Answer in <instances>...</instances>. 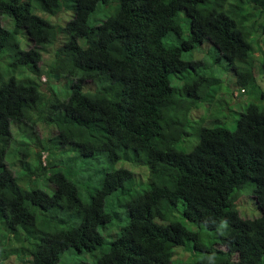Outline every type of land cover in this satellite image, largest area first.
I'll use <instances>...</instances> for the list:
<instances>
[{
  "label": "trees",
  "instance_id": "16d2710c",
  "mask_svg": "<svg viewBox=\"0 0 264 264\" xmlns=\"http://www.w3.org/2000/svg\"><path fill=\"white\" fill-rule=\"evenodd\" d=\"M32 2L71 17L55 24L35 14ZM98 5L109 13L89 25ZM6 13L13 25L3 27L0 19V56L11 58L0 70V264H11V256L16 264H59L69 248L102 246L99 227L120 219L105 209L116 190L125 223L94 263L76 264H264V76L254 73L256 58L264 72V0H0V16ZM20 35L29 41L25 49ZM61 35V49L42 70L41 49ZM203 43L232 70V96L251 98L233 130L205 124L203 109L223 90L213 62L182 58ZM67 53L74 56H61ZM23 71L31 77H16ZM43 72L71 81L66 99L41 88ZM87 82L94 91H84ZM189 117L196 143L190 151L168 149L190 134ZM37 122L48 137L34 143L49 155L105 154L109 162L146 165L148 187L136 190L131 170H102L99 186L80 199L61 170L69 159L42 166L40 151L12 143V125L20 134L25 127L35 133ZM18 155L34 162H23L15 174L9 165ZM37 173L52 182L51 193L19 184ZM254 204L258 213L251 217ZM176 248L189 258L175 262Z\"/></svg>",
  "mask_w": 264,
  "mask_h": 264
},
{
  "label": "rangeland",
  "instance_id": "374dc122",
  "mask_svg": "<svg viewBox=\"0 0 264 264\" xmlns=\"http://www.w3.org/2000/svg\"><path fill=\"white\" fill-rule=\"evenodd\" d=\"M101 5V4H99ZM97 6L95 12L90 15L88 18V24L89 25H97L100 23L109 13L107 11L108 8H104L103 11L99 10ZM32 8L33 12L42 18L52 22L56 21L57 17L59 16V13H57V16L52 15L50 13L41 11L38 6L37 2H32ZM111 12V11H110ZM61 16L59 17L58 21L61 22V25L64 24L65 21L69 20L71 17V13L68 11H61ZM184 20V19H183ZM181 20V24L184 25V21ZM2 23L5 27L11 28L12 27V21L10 17H3L2 18ZM259 35V32L253 34V38H257ZM187 36V31H184L183 27V32H182V37L185 38ZM170 40V39H169ZM60 41L62 39H59L55 44H50V46L46 47L42 51V61L40 63V66L42 67L43 70L46 69L47 65L52 61L54 51L56 48L61 44ZM173 42H177V39L170 40ZM19 43L22 48H26L27 44L29 41L24 38L22 35L19 36ZM264 42L261 39L260 45L263 47ZM206 44L204 43L201 46H197L193 51H183L182 53V58L184 59H199L202 60L204 63H211L213 62V73L217 77L221 78L222 81V93H220L219 97L216 99L215 98V104L211 105L209 108L205 106L203 109V112L206 114V122L205 124L208 126H214V125H222L225 126L226 128L233 130L236 125V119L238 118V113L245 107L246 103L251 101V98L247 94L239 93V90H235V93H239V97H233L232 96V91H233V86L232 83L234 81V75L233 72L230 68H227L226 66V61L222 58L219 57V61H216L218 58V52L216 49L212 46L209 45L208 47H205ZM257 52H261L260 50ZM4 56V58L2 57ZM11 60V58L7 55H1L0 56V70H5L7 68L8 62ZM261 59L256 58L255 64H254V70L256 72L255 76H264V72L261 69L260 66ZM212 68V67H211ZM3 75V74H2ZM16 77H31V73L28 71H23V72H16L15 73ZM44 78H46V81L44 82L41 78L40 81L43 82V84L49 85L55 93L61 98V99H66L68 92L71 90L70 89V83L71 81L69 79L65 80L61 78L59 80L55 78H48L46 74H44ZM50 81H55L51 82L50 84L48 83ZM58 83H63L58 85ZM180 83V81L177 79V85ZM261 86L264 90V85L261 83ZM46 87H44L45 89ZM92 89V86L90 87ZM219 102V103H218ZM262 108L264 110V101H261ZM190 119V126L187 128V132L190 133L188 136L185 137V143L184 147L182 145V141L177 145L178 149H182L185 151H190L192 149V146L196 143L197 138L191 134L193 132L192 126L195 125L194 122H192L191 117ZM18 126L15 125L14 127V134L16 137H18L19 132H18ZM45 127L44 124L38 122L35 125V129L37 131L41 132V128ZM25 135H28L26 132ZM24 136V135H23ZM22 137V136H21ZM23 138H16L17 140H25ZM191 144H193L191 146ZM12 146L10 145V149ZM58 154L52 155L51 156V161L57 156ZM64 158L69 161L67 162V165L62 168L61 170L68 175L70 179H72L75 182V185L77 187V192L79 194L80 199L86 200L87 198V190L88 188H96L99 186V179L102 173V170L105 171H112L114 169H120V168H125L129 169L132 172L136 174V169L137 170V175L136 177V185L135 188L136 190H144L148 187V167L146 165H135L131 162L125 161V160H118L116 162H109L105 156V154H100L95 156L94 158H84V157H79L77 156V153L75 151H69L63 155ZM22 164L20 162V156L18 155L17 157H13L12 165H11V170L14 172H17L21 169ZM143 167V168H142ZM147 171L145 175V169ZM145 175V176H144ZM28 178V177H25ZM24 178V179H25ZM31 178V177H30ZM143 178V180H141ZM20 181L19 184L24 187L25 189H28L30 187H37L43 190H46L48 193L52 192V188L49 186L48 182L45 180H35L31 182H25ZM249 187L253 188L254 183H249ZM121 199L120 195V190L114 191L111 195L107 196L106 198V203H105V209L107 211H114V212H119L120 219L118 217H114L112 219L111 223H108L106 228L99 227V231L104 235L105 238V243L96 248L93 251H78L75 250L74 248H69L65 251H63L60 254L59 257V264H76L77 262H87V263H94L96 258L104 251H106L108 247V242L113 240L118 234L120 227L125 223V217H126V209L124 206L118 205V201ZM251 206V205H249ZM252 211L251 217L256 216L258 213V210L256 209V205L254 204L252 207H250V212ZM77 222L76 220L70 221L69 223H75ZM186 225L188 227H191L188 222H186ZM21 233H27L23 230H21ZM1 243L5 245L7 243V238L6 241L1 240ZM189 252L184 250L183 248L180 249H174V255H173V260L177 262L178 259L181 260H187L189 258ZM7 261H9L11 264H16V260L14 256L6 258ZM7 263V262H6Z\"/></svg>",
  "mask_w": 264,
  "mask_h": 264
},
{
  "label": "clouds",
  "instance_id": "9594fccd",
  "mask_svg": "<svg viewBox=\"0 0 264 264\" xmlns=\"http://www.w3.org/2000/svg\"><path fill=\"white\" fill-rule=\"evenodd\" d=\"M69 12V11H68ZM59 13V16L57 17V19H56V21H52V22H54L55 24H59V25H61V22H59L58 21V19H59V17L61 16V11L60 12H58ZM71 13V12H70ZM57 16V14H55V17ZM3 17H10V19H11V16L9 15V14H2L1 16H0V19H1V23H2V18ZM11 21H12V19H11ZM66 22V21H65ZM64 22V23H65ZM2 25H3V23H2ZM12 25H13V22H12ZM63 25V24H62ZM3 27H5L4 25H3ZM7 28V27H6ZM63 37H65L64 36V34H63ZM63 37H62V35L58 38V40L59 39H62V41L64 40L63 39ZM57 40V41H58ZM62 41H60V43H62ZM56 42L54 41V42H52L51 44H55ZM205 45V44H204ZM48 46H50V44H46V46H45V48L44 49H46V47H48ZM44 49H41V54H42V51L44 50ZM61 49V47H57L56 48V50L59 52V50ZM56 50L54 51V55H55V52H56ZM54 55H53V59H54ZM66 55H71V56H74V54H71V53H67V54H64V55H61V56H66ZM60 56V57H61ZM53 59H52V61H53ZM51 61V62H52ZM41 63V62H40ZM48 66V65H47ZM40 68L42 69V67L40 66ZM47 68V67H46ZM43 70V69H42ZM46 70V69H45ZM256 72V71H255ZM44 72L40 75V77H39V81H40V78L45 82L46 81V78H44ZM59 75H62V76H60V77H50V78H55V79H57V80H59V79H61V78H63L64 79V82L63 83H65V76H64V74H59ZM4 75L2 76V78H1V81L2 80H4ZM20 78V77H19ZM49 78V79H50ZM41 82V81H40ZM51 82H55V81H50L49 80V84L51 83ZM56 83V82H55ZM63 83H60V84H63ZM57 84V83H56ZM59 83H58V85H60ZM92 86V89L90 88ZM44 87H46L45 89H44ZM87 90H84V91H88V92H92V91H94L95 90V86H93V85H91L90 83H88L87 82V84L84 86ZM41 88L42 89H44V90H46V92H49V89L51 88L49 85H46V84H43V82H41ZM52 89V88H51ZM53 90V89H52ZM55 94H57V93H55ZM67 97H68V95H67ZM38 123V122H37ZM37 123H35L34 125H33V131L35 132V133H30V130L29 129H26V127H25V130H23L22 131V133L20 134V131H19V129L20 128H18V132H19V135H18V137H14V141L12 142V143H18L19 145H20V142H22V144L24 145H29L30 146V148L32 149V148H35L37 151H40L41 152V156H40V159H41V164H42V166H46L47 165V161H51V156L52 155H49V152L48 151H45V150H41L38 146H36V144L34 143V141H35V137H38L39 139H44V138H46V137H48V136H46L45 134H44V129L43 128H41V132L40 131H37L36 129H35V125L37 124ZM41 123V122H40ZM43 124V123H42ZM14 127H15V125H12V127H11V130H12V133L14 134ZM26 132L28 133V135H25L26 134ZM57 132H58V130H57V127H53L52 128V133H53V135H55V134H57ZM24 135V136H23ZM22 136V137H21ZM23 137H27V138H24L25 140H17L16 138H23ZM186 137V136H185ZM181 141H178V142H170L168 145H167V148L168 149H171L172 147L174 148V149H176V150H182V149H178L177 148V145L180 143ZM11 143V144H12ZM184 143H185V139L183 140V143H182V145L184 146V147H186L185 145H184ZM10 144V145H11ZM24 145V149H25V146ZM61 147H62V145H60ZM21 147V146H20ZM60 147V148H61ZM22 148V147H21ZM183 151H185V150H183ZM65 153H67V151H64V150H62L60 153H59V151L56 153V154H58L51 162L52 163H59L60 164V162L63 160V155L65 154ZM55 155V154H54ZM32 155H29V156H27V157H25L24 155L23 156H21L20 157V162L21 163H23V162H34L33 160H32ZM122 160V159H121ZM69 161V160H68ZM68 161H64L63 163H62V166L63 167H65L66 165H67V162ZM11 165H12V163H10V165H9V168L11 169ZM23 165V164H22ZM37 166V163L35 162L34 164H31V168H35V167ZM23 167V166H22ZM21 167V168H22ZM139 168V167H138ZM138 168L136 169V177H138V175H137V170H138ZM143 168V167H142ZM145 169V168H144ZM129 170V169H128ZM20 171V170H19ZM19 171H17V172H19ZM35 171H36V169H35ZM13 173H15L16 174V172H14V171H12ZM148 172H149V170H148ZM146 173H147V171H146V169H145V175H146ZM41 173H37V174H30V176L28 177L29 179H30V182L31 181H35V180H41L42 179V175H40ZM144 175V176H145ZM31 177V178H30ZM148 177H149V173H148ZM24 179V178H23ZM25 179H27V178H25ZM141 180H143V178L141 179ZM46 182H48V184H49V186L53 189V184H52V182H50V181H46ZM24 188V187H23Z\"/></svg>",
  "mask_w": 264,
  "mask_h": 264
}]
</instances>
